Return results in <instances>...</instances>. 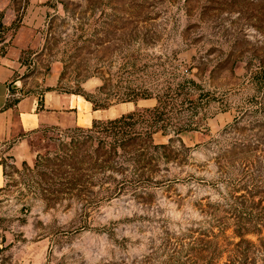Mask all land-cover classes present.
<instances>
[{
    "label": "rangeland",
    "instance_id": "rangeland-1",
    "mask_svg": "<svg viewBox=\"0 0 264 264\" xmlns=\"http://www.w3.org/2000/svg\"><path fill=\"white\" fill-rule=\"evenodd\" d=\"M28 1L0 0V55L14 52ZM32 14L11 103L44 91L53 65L60 91L99 105L128 88L152 97L69 110L27 160L0 140V264H264V0H51ZM157 96L193 131L158 133L166 148L128 150L111 170L68 166L71 130ZM246 215L256 224L242 238Z\"/></svg>",
    "mask_w": 264,
    "mask_h": 264
},
{
    "label": "crops",
    "instance_id": "crops-1",
    "mask_svg": "<svg viewBox=\"0 0 264 264\" xmlns=\"http://www.w3.org/2000/svg\"><path fill=\"white\" fill-rule=\"evenodd\" d=\"M50 1H28L27 8H25L27 14L22 22L24 24L14 38V52L0 55V140H16L11 149L12 155L16 156L20 153L25 160L31 158V139L41 128L67 125L71 109L81 110L83 114H87L88 111L93 113L100 111V109H94V104L83 93L60 91L58 88V85L61 84L60 73L55 65L51 66L49 75L46 77L44 91L38 94H28L19 99L16 104L9 106L10 97L17 89L15 76L21 67V63H18L17 60L22 51L30 47L36 38L32 25L39 24V20H37L38 17L33 18L32 13L40 10V7ZM29 17L33 18L32 22H28ZM83 119L88 120L87 117H83ZM88 121L91 124L92 119L90 118ZM80 128L89 127L80 126ZM4 182V167L0 162V189Z\"/></svg>",
    "mask_w": 264,
    "mask_h": 264
},
{
    "label": "trees",
    "instance_id": "trees-1",
    "mask_svg": "<svg viewBox=\"0 0 264 264\" xmlns=\"http://www.w3.org/2000/svg\"><path fill=\"white\" fill-rule=\"evenodd\" d=\"M0 26L4 27L1 20ZM83 95L94 104L95 110L104 109L117 103H135L139 99L152 97L151 92L147 90L138 92L128 88L126 92L116 93L117 98L113 104L99 105L96 100H92L89 94L83 93ZM40 98L42 99V97ZM17 101L9 103V106L16 104ZM168 106L167 100L157 96V104L152 108L136 110L114 119L94 121L89 128L77 127L75 130H71L77 133L79 138L73 137L69 144L70 147L66 148L71 153L70 159H67L68 166L73 165L71 159H79L82 164H87L90 167L88 170L92 172L111 170L114 169L115 164L121 162L119 158L123 152L128 150H146L153 146L166 148L167 146L164 144H154V135L158 133L163 136L170 135L169 142L172 143L176 138L179 139L182 133L193 131L192 128L180 124L176 118L172 117L167 110ZM92 152L94 154L99 152L100 154L93 155ZM87 177L91 178V176ZM88 178L85 183L90 184ZM238 218L240 228L237 233L244 238L250 233L246 228L247 225L256 224V221L247 215Z\"/></svg>",
    "mask_w": 264,
    "mask_h": 264
}]
</instances>
